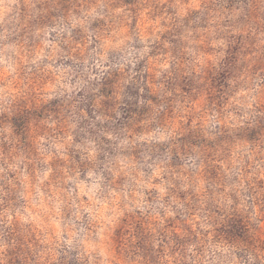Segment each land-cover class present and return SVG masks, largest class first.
I'll list each match as a JSON object with an SVG mask.
<instances>
[{
    "label": "rangeland",
    "instance_id": "1",
    "mask_svg": "<svg viewBox=\"0 0 264 264\" xmlns=\"http://www.w3.org/2000/svg\"><path fill=\"white\" fill-rule=\"evenodd\" d=\"M0 264H264V0H0Z\"/></svg>",
    "mask_w": 264,
    "mask_h": 264
}]
</instances>
